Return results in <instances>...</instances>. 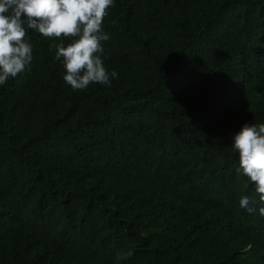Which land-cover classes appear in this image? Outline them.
<instances>
[{"label": "trees", "instance_id": "1", "mask_svg": "<svg viewBox=\"0 0 264 264\" xmlns=\"http://www.w3.org/2000/svg\"><path fill=\"white\" fill-rule=\"evenodd\" d=\"M111 86L30 30L0 86V264H264L231 135L264 123V0H114ZM257 207V205H250Z\"/></svg>", "mask_w": 264, "mask_h": 264}, {"label": "clouds", "instance_id": "2", "mask_svg": "<svg viewBox=\"0 0 264 264\" xmlns=\"http://www.w3.org/2000/svg\"><path fill=\"white\" fill-rule=\"evenodd\" d=\"M113 4L114 0H0V86L28 70L33 46L27 33L32 30L48 39H69L67 44L56 43L54 58L73 91L90 84L110 87L118 74L104 66L102 42L109 34L102 24ZM230 145L237 154L235 172L247 178L256 194L242 195L239 207L264 216V123H242Z\"/></svg>", "mask_w": 264, "mask_h": 264}]
</instances>
